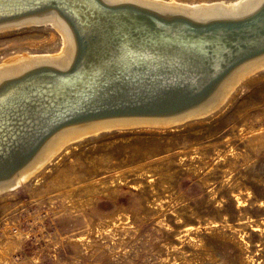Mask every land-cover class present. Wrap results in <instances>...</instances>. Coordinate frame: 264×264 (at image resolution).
I'll return each instance as SVG.
<instances>
[{
	"label": "rangeland",
	"instance_id": "rangeland-1",
	"mask_svg": "<svg viewBox=\"0 0 264 264\" xmlns=\"http://www.w3.org/2000/svg\"><path fill=\"white\" fill-rule=\"evenodd\" d=\"M8 25L0 23V66L56 54L47 51L60 45L50 22ZM226 96L167 126L70 141L0 188V264H264V68Z\"/></svg>",
	"mask_w": 264,
	"mask_h": 264
},
{
	"label": "bare ground",
	"instance_id": "bare-ground-1",
	"mask_svg": "<svg viewBox=\"0 0 264 264\" xmlns=\"http://www.w3.org/2000/svg\"><path fill=\"white\" fill-rule=\"evenodd\" d=\"M102 3L191 22H161L132 7ZM49 4L62 8L6 19ZM263 7L264 0L195 8L151 0H0V23L50 22L60 41L57 51L47 50L56 54L0 66V87L40 67L67 70L80 42L83 49L71 74L37 72L0 92V178L32 157L0 188L28 179L70 141L112 127L167 126L215 108L234 83L264 68ZM213 21L243 24L203 28ZM215 85L211 100L200 102ZM95 117L105 118L90 119Z\"/></svg>",
	"mask_w": 264,
	"mask_h": 264
},
{
	"label": "water",
	"instance_id": "water-1",
	"mask_svg": "<svg viewBox=\"0 0 264 264\" xmlns=\"http://www.w3.org/2000/svg\"><path fill=\"white\" fill-rule=\"evenodd\" d=\"M102 5L105 7V8H108V9H117V8H122V7H132V8H135V9H137V10H140V11H142V12H145V13H147V14H150V15H152V16H154L157 20H159V21H164V22H168V21H170V22H180V21H182V20H184V21H188V22H191V21H189V20H186V19H189L188 17H184V19H180V18H175V19H165V17L166 18H169L168 16H161V15H157V14H154V13H152V12H149L150 10H144V9H141V8H139L138 6H130V5H128V4H120V5H117V6H108V5H104L103 3H102ZM60 8H62V6L61 5H59V4H49V5H46V6H43L42 8H35V9H30V10H27V11H25V12H23V13H21V14H19V15H16V16H9V17H7L6 19H9V18H13V17H20V16H24V15H27V14H32V13H37V12H41V11H46V10H51V9H59V10H61ZM260 10H264V7L262 8V9H260ZM258 13V12H257ZM256 13V14H257ZM176 17V16H175ZM180 17H183V16H180ZM251 17V16H250ZM255 19V18H254ZM249 22V21H248ZM205 24V23H204ZM221 24H227V25H240V24H243V23H240V22H226V23H222V22H216V23H214V21L213 22H209L208 24H206V25H204V27L203 28H210V27H215V26H218V25H221ZM77 39H79V36H78V38ZM81 39V38H80ZM79 41V40H78ZM81 43V42H80ZM80 43H79V45H78V54H77V57H76V59H75V61H74V64L72 65V67L71 68H69V69H67V70H64V71H60V70H57V69H53V68H47V67H40V68H37V69H34V70H32V71H29L28 73H26L25 75H23V76H21V77H19V78H15V79H12V80H9V81H7V82H5L1 87H0V92L5 88V87H7L8 85H10V84H12V83H15V82H18V81H20V80H22V79H25V78H27V77H29V76H31V75H33L34 73H37V72H43V71H49V72H54V73H57V74H63V75H69V74H71V72H73L74 71V69L76 68V66H78V64H79V62H80V60H81V58H82V55H83V49L82 48H80L81 47V45H80ZM82 46H83V43H82ZM209 97V96H208ZM196 105H198V104H196ZM140 115H142V114H140ZM144 115V114H143ZM115 116H121V115H115ZM112 117H114V116H112ZM144 117H150V116H144ZM100 119V118H105V117H95V118H90V119H92V120H94V119ZM90 119H83V120H80V121H84V120H90ZM61 127V126H60ZM60 127H57L55 130H57L58 128H60ZM37 151V150H36ZM32 155V153L29 155V156H31ZM5 179L6 178H8V177H4ZM4 178L2 179V178H0V180H4Z\"/></svg>",
	"mask_w": 264,
	"mask_h": 264
}]
</instances>
